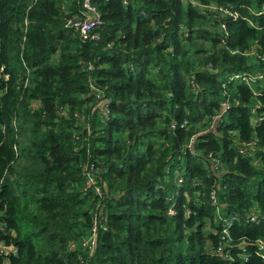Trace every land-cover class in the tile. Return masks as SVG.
<instances>
[{
	"label": "trees",
	"instance_id": "1",
	"mask_svg": "<svg viewBox=\"0 0 264 264\" xmlns=\"http://www.w3.org/2000/svg\"><path fill=\"white\" fill-rule=\"evenodd\" d=\"M65 2L0 0V264H264V0Z\"/></svg>",
	"mask_w": 264,
	"mask_h": 264
},
{
	"label": "built area",
	"instance_id": "2",
	"mask_svg": "<svg viewBox=\"0 0 264 264\" xmlns=\"http://www.w3.org/2000/svg\"><path fill=\"white\" fill-rule=\"evenodd\" d=\"M74 1H75V9L72 10L70 9L69 4L73 3ZM62 9L70 13L67 15L65 19V26L71 27L84 40H97L98 39V32L96 29L98 25L102 22V19H101V13L98 7L93 3V0H70V2H65L62 5ZM25 23H26V20H25ZM263 70H264V66H263ZM8 76H9V73L4 71L3 66H0V77L7 79ZM260 77H262L261 73L257 75V78H260ZM244 78H249V77L244 76ZM100 95L101 94L99 92H96L97 97H99ZM104 108L107 110L106 104L104 105ZM188 147L192 149V139L188 143ZM96 190L98 192L100 191L98 189ZM211 197L215 199L213 193H211ZM251 218L254 219V216H251ZM95 230L96 229L94 225L91 228V233L88 235V237H85V239H83L85 240L83 249L85 251L87 250V253L89 254H91L94 249ZM8 249H13V247L12 246L8 247L7 245L3 244V242H0V254H2L3 252H6ZM83 262H84V259L80 258L79 262L75 264H81Z\"/></svg>",
	"mask_w": 264,
	"mask_h": 264
},
{
	"label": "rangeland",
	"instance_id": "3",
	"mask_svg": "<svg viewBox=\"0 0 264 264\" xmlns=\"http://www.w3.org/2000/svg\"><path fill=\"white\" fill-rule=\"evenodd\" d=\"M84 241L85 240H83V239H76V240L69 241V243L71 244L72 248H80V249H83ZM79 257H81V256H79Z\"/></svg>",
	"mask_w": 264,
	"mask_h": 264
}]
</instances>
